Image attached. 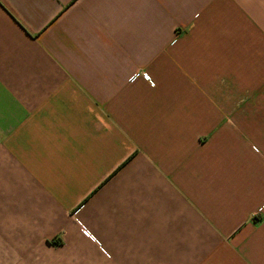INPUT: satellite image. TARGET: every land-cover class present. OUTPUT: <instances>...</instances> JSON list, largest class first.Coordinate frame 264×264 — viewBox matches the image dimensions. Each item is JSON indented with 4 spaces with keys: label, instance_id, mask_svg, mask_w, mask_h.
Wrapping results in <instances>:
<instances>
[{
    "label": "crops",
    "instance_id": "crops-1",
    "mask_svg": "<svg viewBox=\"0 0 264 264\" xmlns=\"http://www.w3.org/2000/svg\"><path fill=\"white\" fill-rule=\"evenodd\" d=\"M0 264H264V0H0Z\"/></svg>",
    "mask_w": 264,
    "mask_h": 264
}]
</instances>
